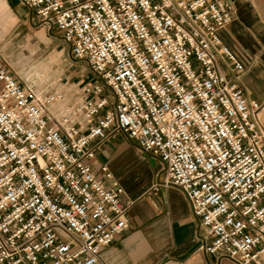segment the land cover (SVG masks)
Instances as JSON below:
<instances>
[{
    "label": "built area",
    "instance_id": "obj_1",
    "mask_svg": "<svg viewBox=\"0 0 264 264\" xmlns=\"http://www.w3.org/2000/svg\"><path fill=\"white\" fill-rule=\"evenodd\" d=\"M94 79L80 99L23 84L0 50V264H105L131 202L102 145L124 133L165 166L203 230L200 250L264 264L261 104L219 32L227 0H19Z\"/></svg>",
    "mask_w": 264,
    "mask_h": 264
},
{
    "label": "crops",
    "instance_id": "obj_2",
    "mask_svg": "<svg viewBox=\"0 0 264 264\" xmlns=\"http://www.w3.org/2000/svg\"><path fill=\"white\" fill-rule=\"evenodd\" d=\"M233 21L219 32L222 44L246 69L241 86L251 101L261 104L258 114L264 132V0H227ZM41 23L19 0H0V41L17 27ZM107 164L131 202L128 230L102 251L105 264H235L200 250L203 230L185 193L162 186L163 163L141 152L131 139L105 142L97 166Z\"/></svg>",
    "mask_w": 264,
    "mask_h": 264
},
{
    "label": "rangeland",
    "instance_id": "obj_3",
    "mask_svg": "<svg viewBox=\"0 0 264 264\" xmlns=\"http://www.w3.org/2000/svg\"><path fill=\"white\" fill-rule=\"evenodd\" d=\"M2 56L13 74L25 85L41 91H55L65 96V104L80 99L82 87L94 77L85 62L74 60L69 47L54 29L29 22L28 28L13 29L0 41ZM115 139H129L124 133ZM117 179V178H116Z\"/></svg>",
    "mask_w": 264,
    "mask_h": 264
}]
</instances>
